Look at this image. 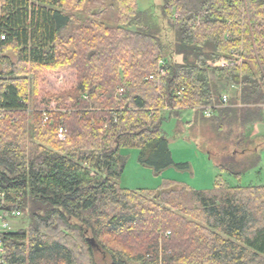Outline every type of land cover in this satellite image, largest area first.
Returning <instances> with one entry per match:
<instances>
[{"label": "trees", "instance_id": "1", "mask_svg": "<svg viewBox=\"0 0 264 264\" xmlns=\"http://www.w3.org/2000/svg\"><path fill=\"white\" fill-rule=\"evenodd\" d=\"M159 11L0 0V214L29 220L0 233L4 264H264V185L222 176L261 162L251 130L264 120V0H162ZM61 72L72 85L41 94L40 74ZM223 83L237 87L225 105ZM185 109L196 110L190 138L208 126L222 142L208 152L213 187L122 188L124 150L156 176L175 166L162 124Z\"/></svg>", "mask_w": 264, "mask_h": 264}, {"label": "rangeland", "instance_id": "2", "mask_svg": "<svg viewBox=\"0 0 264 264\" xmlns=\"http://www.w3.org/2000/svg\"><path fill=\"white\" fill-rule=\"evenodd\" d=\"M137 9L141 12H150L154 17H159L160 11L159 7L162 4V0H136ZM171 38V34L169 33ZM178 59V58H177ZM57 73H42L40 74V92L41 94L46 92H58L61 89L68 88L72 85L74 74L61 72ZM222 89L227 90L226 94L229 97H234L237 94V87L223 83L220 85ZM125 92V91H124ZM225 93V92H224ZM223 93V94H224ZM124 93H122L123 95ZM116 95H119L118 90ZM264 122V121H263ZM165 126L164 131L167 129L174 128L173 123L166 125V120L162 124ZM234 128V127H233ZM258 137L256 140V146L259 148V154L261 157V162L258 167L251 171H248L239 179H236L226 173H222L224 179L231 186H261L264 185V124L258 125ZM193 140L184 139V136L176 133L171 134V131H167L169 137L166 136L167 140L170 142V149L172 154V160L175 166L169 167L163 171L159 177H164L165 179H174L181 181L195 190L211 189L213 187L215 176L219 175V170L217 168L216 162L213 155L218 154L221 150L222 142H218L214 136L211 134L208 126H201L196 130ZM193 133V134H194ZM192 134V135H193ZM187 137V136H186ZM190 138V136L188 135ZM216 142H214V141ZM229 149L233 150V147L229 145ZM135 150V149H133ZM211 153L212 157L208 154ZM138 163V161H137ZM126 163L123 176L119 181V185L124 187L127 186L137 188H152L157 185L155 181L158 176L154 175L153 171L149 168L141 166L139 163L136 164L138 167H133ZM187 164L185 168H179L176 165ZM152 172V173H151ZM164 174V176H163ZM126 177V183L123 178ZM28 217L25 213L21 212L20 216L12 217L8 219V227L10 231H16L18 229L26 228L28 225Z\"/></svg>", "mask_w": 264, "mask_h": 264}, {"label": "crops", "instance_id": "3", "mask_svg": "<svg viewBox=\"0 0 264 264\" xmlns=\"http://www.w3.org/2000/svg\"><path fill=\"white\" fill-rule=\"evenodd\" d=\"M164 115L166 117V125L169 124V123H173V125H174V123H175V125L173 126L174 128L167 129L166 131H164L165 126L162 125L163 133L165 135H167V137H169V135L167 134V131H171V134H172V132L173 133H176V136H179V135L182 134L184 136V139H187L188 138L187 140H191V141L193 140L192 138H189L188 137V135H189L188 130L190 129V127L194 126V123H195L194 119H195V115H196V110L195 109H185V110H182L177 117H168L167 114H164ZM263 124H264V122L258 123L251 130L252 131V138H254L255 141L257 140L256 137H258V135H259L258 130H257V127H258V125H263ZM177 134H179V135H177ZM168 144H169V148H170V142L169 141H168ZM256 150L258 151L260 149L256 147ZM170 151H171V149H170ZM123 154L124 155H127V157H128L127 164L129 162H131V164H130L131 166L136 167V168L138 167L136 165V164H138L137 163V160H138V150H133V149L124 150L123 151ZM257 168H260V167H257ZM163 176H164V174H163ZM164 179H165L164 177H161L160 178L158 176L156 178V180H155L157 182V185L155 187H152V188L158 187L161 184L162 180H164ZM170 180H174V179H170ZM123 181L125 183L127 182L126 181V177H125V179L123 178ZM175 181H177V180H175ZM177 182H181V181H177ZM181 183H183V182H181ZM122 188L134 189V187H131L129 185L127 186L126 184ZM137 189H142V188L140 187V188H137Z\"/></svg>", "mask_w": 264, "mask_h": 264}, {"label": "built area", "instance_id": "4", "mask_svg": "<svg viewBox=\"0 0 264 264\" xmlns=\"http://www.w3.org/2000/svg\"><path fill=\"white\" fill-rule=\"evenodd\" d=\"M238 62H239V61H238ZM236 63H237V62H234V61L228 63V62L225 61L224 59H219V60L215 63V66H218V67H227V66L235 65ZM163 66H164V62L161 60V61L159 62L158 74H159L160 76H162V77L165 76V75L167 74V71L164 69ZM148 79H149V80H152V79H153V76H150ZM118 93H119V95H122V93H125V92H124L123 89H119V90H118ZM228 98H229L228 94H226V93L222 94V96H221V102H222L223 105H225V104L227 103ZM204 114H205L206 116H211V115H212V110H211V108H207V109H205V110H204ZM48 120H49V117H48V115L46 114V112H44V113H43V122H47ZM58 137H59V139H63V129H62V128H59V130H58ZM20 215H21V212H19V211H13V212H12V216L17 217V216H20ZM7 223H8V222H4V221H3V217H2V215L0 214V233H6V232H9V231H10V230H9V227H8V225H7ZM2 253H3V247H2V244H1V242H0V264H4V263L2 262V259H1Z\"/></svg>", "mask_w": 264, "mask_h": 264}, {"label": "water", "instance_id": "5", "mask_svg": "<svg viewBox=\"0 0 264 264\" xmlns=\"http://www.w3.org/2000/svg\"><path fill=\"white\" fill-rule=\"evenodd\" d=\"M89 242H90V244H93V240L92 239Z\"/></svg>", "mask_w": 264, "mask_h": 264}]
</instances>
